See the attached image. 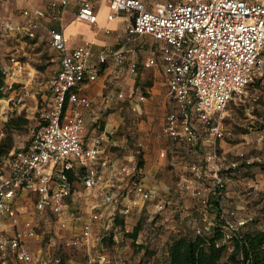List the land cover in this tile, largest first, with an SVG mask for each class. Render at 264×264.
I'll return each mask as SVG.
<instances>
[{"label":"built area","instance_id":"1","mask_svg":"<svg viewBox=\"0 0 264 264\" xmlns=\"http://www.w3.org/2000/svg\"><path fill=\"white\" fill-rule=\"evenodd\" d=\"M39 2L55 12L66 7L69 0ZM98 3L108 6V21L114 20L119 13L130 15L131 22L126 28L128 36H148L161 43L159 58L164 83L174 108L164 119L161 136L185 146L188 154L197 160L188 166V177L178 181L176 193L197 203L198 208L189 219L196 234L211 231L214 224L210 219V202L216 203V216L225 229L224 242L229 243L231 233H238L253 218H237L235 211L224 207L226 183L241 167L250 166L253 159L243 154L233 161L222 157L224 113L232 103L245 104L250 84L263 71L264 0H164L151 9H146L140 0H75V20L94 25V6ZM21 16L19 24L0 21V28L5 34L35 39L45 12L34 8L23 10ZM47 42L58 53L59 69L49 82L48 109L40 115V124L28 146L10 151L2 161L0 218L9 219L17 227L16 203L26 193V196H33L37 213L49 214L56 219L59 228L65 230L64 215L68 200L74 195L75 184L90 192L98 190L101 208L91 206L87 217L79 213L67 215L79 224V230L66 238L63 247L87 250L99 242L94 241L92 232L94 225L103 218L113 221L116 213L124 218L134 210L139 214L147 202H154V213L161 214L170 203L156 200L155 192L137 183L130 185L129 179L134 173L128 167L123 166L104 178L98 169V158L108 133L97 135L89 146L84 145L81 138L84 130L81 110H88L91 102L79 94L78 88L86 79L90 45L83 43L71 48L64 32L54 29L48 31ZM108 57L114 58L118 68L122 67L120 54L112 50L99 54L100 63ZM9 63L11 67L4 68L5 76H21L23 65L14 58H10ZM154 65L152 59L143 64V68ZM138 69L136 64H131L129 75L136 76ZM13 100L17 105L23 102L21 95ZM142 101L143 96L138 99ZM2 138L0 131V140ZM261 141L259 137L258 142ZM70 176L76 180L71 181ZM130 193L132 198L122 203ZM120 205L121 209L116 212ZM176 209L180 213L177 215H183L182 208L177 206ZM123 233L130 232L124 228ZM36 237L34 224L23 222L22 228H16L10 237L0 236V253H10L18 262L36 264L27 251L28 242ZM96 262L106 264V258L102 256ZM49 263L60 264L61 260L54 257L50 261L43 257L38 262ZM87 264L93 261L89 259Z\"/></svg>","mask_w":264,"mask_h":264},{"label":"rangeland","instance_id":"2","mask_svg":"<svg viewBox=\"0 0 264 264\" xmlns=\"http://www.w3.org/2000/svg\"><path fill=\"white\" fill-rule=\"evenodd\" d=\"M158 1L162 0H147L146 4L149 7ZM2 35L5 34L1 31L0 37ZM17 39L0 38L6 46L1 63L6 68L11 67L8 59L14 58L23 65L22 75L13 76L10 80V82H20L13 88L22 95L23 102L20 105L10 104L12 110L7 111L6 121L0 119V130L4 137L9 134L15 149L29 142L39 125L38 117L26 120L22 114L16 113V109L25 103L35 101L39 111L44 108L46 95L49 93V82L58 68V54L47 45L44 32L38 33L37 45L32 48L21 47L22 40ZM262 58L264 61V54ZM21 83L24 85H20ZM135 86H139V91L146 97L141 115L132 112L128 103V100L138 97L139 91L134 90L131 93V87L126 86L120 91H115L117 107L112 109L115 111L118 107H122V114L111 116L110 122L105 116L107 113L100 118L102 124L107 125L108 129L111 128L107 152L104 155L117 166H125L130 171L133 170L134 176L129 179L130 185L144 178L156 189V200H167L170 205L163 213L155 214L154 202H147L139 214L134 210L124 217L122 225L130 233H133L135 227L139 228L136 239L126 236L115 223V219L110 221L103 218L97 222L98 227L92 232L94 241L99 240V242L86 250L83 247L64 248L63 243L70 236V231L61 230L56 219L49 214L37 213L34 209L33 196H23L16 203L17 227L9 219L0 218V236L10 237L16 228H22L23 222L31 221L37 237L28 242L27 251L35 258L36 264L43 258L42 254H47L50 261L54 257L60 258L61 264H87L89 259L93 264H98L96 261L102 256L106 258V264L162 263L166 253V242L176 234L177 228L183 227L185 230L191 228L189 219L191 212H195L198 208L197 203L188 196L176 193V185L182 178L188 177V166L197 160L194 158L187 163L185 169L181 168L184 164H177L173 152L180 149L179 145L161 136L163 118L171 110L172 104L168 99L159 70L152 68L143 71ZM152 86H154L153 90L150 89ZM22 87L25 88L21 89ZM34 91L37 92L34 95L35 99H28V95H32ZM118 92L122 93V99H118ZM24 93H28L27 96ZM237 102L230 104L224 113V139L220 142V151L225 160L233 161L239 154H243L244 157L253 159V162L246 168L241 167L240 172L232 175L227 181L224 204L227 209L235 211L237 218L252 217V220H257V228L264 229V120L258 114L264 116V68L261 75L255 76L249 86L245 104L239 105ZM4 105L2 103L0 106V114ZM18 117L26 120V123L19 131L6 133L4 124L10 118ZM259 137H262L261 142H258ZM139 161L143 163L141 168L138 167ZM90 193L91 195L86 197L82 194V188L76 183L72 197L74 204H71L66 211L87 217L91 206L98 205V208H101L99 191ZM131 198L130 193L126 199H122V203H126L127 199ZM177 206L184 211L180 218L187 219L188 228L184 227L177 218V214H180L176 211ZM119 209L121 205L116 207V212ZM185 213L189 215L184 217ZM116 214V219L120 220L122 217ZM66 217L67 214L64 215V218ZM214 217L215 215L212 214V220ZM0 264L26 263L16 261L10 253H0Z\"/></svg>","mask_w":264,"mask_h":264},{"label":"crops","instance_id":"3","mask_svg":"<svg viewBox=\"0 0 264 264\" xmlns=\"http://www.w3.org/2000/svg\"><path fill=\"white\" fill-rule=\"evenodd\" d=\"M140 1L143 3L146 9H151L156 3L162 2L164 0L155 2L153 6H149V7L146 4L147 0H140ZM173 1H177V0H173ZM34 8L42 9L46 14L45 19L42 21L41 27L37 31L35 39L26 40L14 36L12 34H5V33H4L5 35H2L1 37L4 39L18 38L17 39L18 41L22 40L20 43L22 45L21 47L32 48L37 45L36 43L39 32H44L46 34V42H47L48 31L54 29V30H62L64 32V35L69 40V45L71 48H75L83 43H89L91 58L86 70V79L84 83H82L78 88L79 94L86 97L91 102V107L88 110H84V109L81 110L84 119V130L81 133V138L84 145L89 146L91 140L102 132L108 133V136L111 135V128L108 129L107 125L102 124V120L100 118L107 113L105 116L108 122H110L112 120V118H110L111 116L115 117L116 115L120 116L122 114V107H118L117 109H115V111L112 110L117 107V98H115V91L116 90L120 91L121 89H124V87L126 86L127 88L131 87L130 88L131 93L134 92V90L136 92L139 91L140 87L135 86L137 80L140 79L143 71L148 70L143 68V64L147 63L149 60L154 59L155 65L149 69L157 68L161 73L164 81L161 61L159 58V47L161 43L153 40L151 37L148 36H140V37L128 36L126 28L131 22L129 14L124 12L119 13L114 18V20L108 21L107 17L110 14V10L108 6L105 3H98L95 4L94 6L96 23L94 25H90L88 23L78 22L75 20L74 16L77 10L75 0H69L66 7L59 8L55 12L50 11L49 8L45 4L39 2V0H12L11 2H4L0 0V21H7L12 24H19L22 21L21 12L23 10H30ZM1 31L2 29L0 30V32ZM108 50H112L120 54L122 60L121 68H118L116 66L114 58L111 57L106 58L104 63H100L99 54L103 51H108ZM5 51H6L5 43L3 42V40H0L1 62L3 60ZM8 63H9V59H8ZM131 64H136L139 68L137 75L134 77L130 76L128 73V68ZM4 68L6 67L4 66ZM58 69H59V60H58V68L56 72L58 71ZM12 77L13 76H9V75L5 76V80H4L5 88L3 89L4 97L0 100V106L2 103L3 105L5 104L3 106L4 108L3 112L0 114V116H3L2 118L0 117L1 121L3 122L6 121V115L8 114L7 111L12 110L10 108V104L13 105L15 103L13 100L14 97L16 95H20V93H17L16 88H13V86H15L17 83L20 82H12V81L10 82V80H12ZM129 82H131V85H129ZM20 85H24V84L21 83ZM23 88L25 87H22L21 89ZM150 89L153 90L154 86L150 87ZM27 94L28 93H26L25 95L27 96ZM36 94L37 92L34 91L32 95L30 96L28 95V99L34 100L35 99L34 95ZM141 96L143 95L139 91L138 97L128 100L130 110L138 115L142 114V110H143L142 106L146 101V97L143 96L144 101L138 102V99ZM117 97L118 99H122L123 98L122 93L118 92ZM26 100L27 98L25 99V101ZM49 100H50V90L49 93L46 95L45 107L42 108L40 111L38 110L35 101L33 103L23 104L20 108L16 109V113L22 114V117L26 120H32L33 118L38 117L37 121H39L40 124V115L43 114L48 109ZM134 107H136L135 111L133 110ZM173 109H174L173 106H171V110L169 112H171ZM166 115L163 118V122ZM28 144L29 142H27L24 146L19 147L17 149L14 148L11 151L25 148L28 146ZM108 144H109V139L105 143H103L98 158V169L102 173L104 178H108L115 170L123 167V166H117L116 163L111 162L107 157H105L104 154L107 152ZM177 145H179L178 147L180 149L177 151H173L175 154V160L179 165L184 164V167L181 168L185 169L187 163L193 160L194 157L188 154L185 146L180 144ZM102 162H105L106 165L102 166L101 165ZM136 183L144 187L145 189L151 190L156 193V189L151 187L150 183L146 179L141 178ZM79 186L82 188V194H85L86 197H89L91 195L90 191L83 189V187L80 184ZM23 196L26 197V193H23L22 197ZM71 204H74V200L72 198L68 200L69 208ZM193 212H191V214H193ZM69 214L71 213L67 212V215ZM186 215H189V213H185L184 217H186ZM180 220L182 221L180 223L184 225L186 224L187 221L186 218H180ZM66 221H67L66 229L70 231V234L79 230V224H75L69 217H66ZM96 227H98L97 223L93 227V232ZM52 245L53 244H50V246ZM42 256L46 258L47 254H42Z\"/></svg>","mask_w":264,"mask_h":264},{"label":"trees","instance_id":"4","mask_svg":"<svg viewBox=\"0 0 264 264\" xmlns=\"http://www.w3.org/2000/svg\"><path fill=\"white\" fill-rule=\"evenodd\" d=\"M4 80V65L0 61V100L4 97ZM258 114L264 120V116ZM25 123L26 120L21 117L10 118L4 124V131L6 133L19 131ZM12 149H14L12 138L7 134L0 140V172H2V161ZM142 164V161H139L138 167L141 168ZM70 180L73 181L76 178L70 176ZM210 204H212L209 208L210 219L212 220V214L215 215L211 231L205 234H196L192 226L188 228L186 224L184 227L189 230H185L183 227L177 228L176 234L166 242L163 262L156 264H264V229L257 228V220H252L238 233H231L229 243L224 242L225 229L223 223L216 216V203L214 204L211 200ZM224 207L226 208L225 204ZM178 216L177 218L180 219V215ZM114 221L121 230L124 229L123 218L120 220L115 218ZM138 231L139 228L135 227L133 233L125 235L136 239Z\"/></svg>","mask_w":264,"mask_h":264}]
</instances>
